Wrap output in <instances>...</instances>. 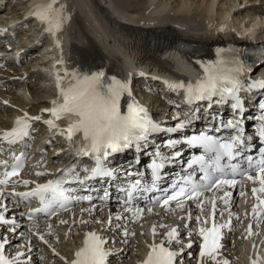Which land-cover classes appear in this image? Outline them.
Here are the masks:
<instances>
[{"label": "snow or ice", "instance_id": "6c2138e0", "mask_svg": "<svg viewBox=\"0 0 264 264\" xmlns=\"http://www.w3.org/2000/svg\"><path fill=\"white\" fill-rule=\"evenodd\" d=\"M58 0H49L47 4L37 5L27 16L35 18L40 23L46 25L45 31L53 36L55 46L60 48L57 41V32L62 25L67 23L69 16L64 14V5ZM27 18V17H26ZM221 31H226L221 28ZM224 53L232 55L224 56ZM216 59L205 60L197 58L192 62L198 65L197 71L199 77L195 82H179L168 85L171 90H183L185 104L190 108L189 118L180 120L174 126L164 127L161 123L155 122L149 116L148 111L130 100L127 103L126 112L122 111V95L128 92V85L114 76L106 77L103 71H88L73 67L71 70L63 67V56L54 65L56 72L57 97L51 101V107L42 110L41 114L47 113L51 118L44 121L50 130L56 129L57 134L63 136L68 145L73 149V159L66 168L60 169L59 175L45 183H35V186L28 191H16L17 186L28 188L32 183L29 180L11 181V178L19 175L21 160L26 152L19 156H14L16 161L8 169L7 161L0 160V167L5 170L0 172V226H7V231L12 236H6L0 232V264H24L26 252H30V240L20 245L25 251H18L12 255H6L8 247L12 245L15 236L23 239L22 233L18 231L22 221L16 219H7L6 215L11 214L6 201H10L15 209L27 207V213L17 212L19 216L25 217L30 221L29 231L31 235L47 243L45 233L39 231L32 232V227H39L42 220H50L53 216L59 215L64 211H71L69 205L75 207L83 203L92 205V196L80 195L74 191L73 186L79 185L81 190L90 191L85 188L86 181L94 178L106 180L117 179L119 174L124 177H130L134 173L137 178L125 180L123 184L131 185V188H121L126 192L123 201H118L123 208L124 213L133 211L132 192L139 191L141 195L154 193L148 197L151 204L146 209H137L135 215L140 216L146 210L149 214L159 207L166 213L173 211V205L180 212L185 211V205L188 204L186 216L180 219L191 221L193 217L198 227L199 236L202 242L199 244L198 264H229L227 259H218L222 245V229L231 230V212L229 219L220 222L217 218L223 217L224 213L219 205H227L231 201L232 193L228 189L236 188L246 179L259 187L251 189L252 196L258 203H254L251 215L253 218L260 217L264 221V158L259 164L255 163L252 157L242 155L244 149L250 141H254L259 136L264 141V101L257 104L258 115H252L247 119L254 122L258 121L259 130L245 135L243 121L245 119L244 109L246 100L242 99L238 93L244 92L247 95L248 89L264 90V81L252 79L249 82V74H253L255 69L246 65L242 60L240 50L234 47L218 48L215 50ZM247 86V88H246ZM230 98V99H229ZM226 100L233 112L232 118L226 122L222 116L219 123L216 117L219 113L212 111L213 107L224 106ZM199 102V103H198ZM196 107H192L193 105ZM201 106L207 109V118L212 122L211 132H200L192 134L186 131L192 120H198ZM179 108V105L176 106ZM173 119H177L173 117ZM41 115L29 116L27 113L22 118L14 122L10 131L0 133V141L5 142L9 149L11 146L24 141L30 137L32 125L29 121H40ZM60 122V123H57ZM223 130H228L229 135L226 138L215 135ZM179 134L178 139H169L163 142V147L159 142L152 144L153 134ZM185 146H201L204 155H198L186 161L187 168L182 174L173 178L172 182L164 187V180L167 179L162 169L167 165L174 164L183 156L182 148ZM27 147V145H25ZM135 148L141 153L153 151L154 158L151 159V180L142 184L138 168H129L121 170L111 166V158L121 151H127ZM166 149L171 151L166 152ZM59 155V153H57ZM83 157L89 158L93 162L90 175L82 176L81 173L88 174L89 168L82 167L79 163ZM207 157V159H206ZM222 159L229 163L222 164ZM160 162H157V161ZM233 161H235L233 163ZM243 161V162H241ZM140 161H136L139 165ZM199 165V168L193 167ZM36 177L46 175V173L37 172ZM158 193V194H156ZM108 196V192L104 193ZM240 195H245L241 192ZM38 202V207H32V200ZM190 202V203H189ZM193 206L197 210L193 212ZM89 209L81 208V214ZM116 221L126 219L124 215L116 214ZM113 216L110 214L107 221H97L107 225L108 229L113 227ZM60 223L66 224V220ZM80 223H85L81 220ZM210 225V226H208ZM51 224L47 225V235H51ZM159 227H165L160 224ZM185 227H188L185 224ZM259 227V222L257 223ZM115 228L122 229V224H116ZM153 236L156 233V226L152 229ZM248 235H253L252 224L247 229ZM123 234L129 235L126 229ZM132 235H135L132 233ZM189 236L192 232L189 231ZM178 227L171 228L166 233L167 242L173 241L179 243ZM247 238V237H245ZM106 241L95 232L85 233L82 246L74 252V258L67 261L66 264H106L107 257L112 253L104 249ZM164 241L160 244L153 243L143 264H180L183 259V250H170L164 246ZM193 242L185 245L191 248ZM256 248V246H253ZM250 264H264V255H257L255 259L250 258Z\"/></svg>", "mask_w": 264, "mask_h": 264}, {"label": "bare ground", "instance_id": "6f19581e", "mask_svg": "<svg viewBox=\"0 0 264 264\" xmlns=\"http://www.w3.org/2000/svg\"><path fill=\"white\" fill-rule=\"evenodd\" d=\"M37 1L44 0H0V6H3V16H5L3 17L5 18L4 26L8 25V21L14 23V21H18V18H22L27 7ZM244 1L246 3L248 1L251 2L250 0ZM67 2L68 0L58 1V4L62 3L67 6V9H64V14L70 17L67 23L62 25V28L56 35V37H58L57 41L60 43V48L55 46L53 36L50 33L47 32L46 36L43 35L44 31L41 26L25 20L23 22V24H25L23 32H26V37L23 38V34L22 37H20L21 43H17L13 45V47H28L33 45L34 42L39 41L41 38H44V41H41L42 43L39 47L30 50V53L34 54L35 57L31 60V63L24 65L20 69L21 73L13 68L10 61L7 63L3 62L2 66H0V97L4 99L7 98L10 88H14L13 92L22 91L25 95L27 90L31 88L29 85L33 82L34 77L32 78V76L36 72L32 71L28 76H25V74L30 71L29 68L38 70L37 73L39 72L38 74H40V76L36 74L38 78H35L37 80V83L35 84L38 87H36L37 90L31 98L33 105H28L26 102L19 105V108H23L25 113L29 116H36L40 113L41 109L47 105V102L44 99H52L57 95L56 79L53 81V78L49 77L48 73H41L39 67L36 66L37 64L44 69H48L50 65L63 56L65 62L63 67L66 69L71 70L73 67H77L88 71H103L106 77L114 76L122 82L127 83L128 92H132L135 98L138 97L146 103L153 104L154 110L162 113L163 111L168 110V107L166 106L169 102L166 101V99H170L171 97L177 99L176 93L179 92V90H169L170 88L168 85L182 81L185 83L195 82L196 79H198L197 77H199V73L197 68L199 66L195 65L192 62L193 60L203 58L211 61L216 59L215 50L218 48L226 49L228 47H234L237 49H243L247 47L246 44H256V40L264 37V33L262 32V34H259L258 31L259 28L260 30L263 29L261 27L264 25V7L258 9L253 8L252 11L249 9H246L245 11H235L231 14L232 8H236L239 4L237 1L233 0H230V2L225 4L220 2V4H218V0H193L192 2H189V0H172V2L171 0H117L122 6L121 11L116 8V0H106V2L100 0V3L96 0H70V3ZM17 11H19L21 15L17 16ZM98 13L100 14V17L98 16ZM131 13H136L137 17L133 16L132 18H127ZM239 14H242L240 20L238 17ZM246 19L248 21H245ZM234 21L236 23H234ZM13 28L14 25L8 26L7 32H12ZM221 28H225L226 31H221ZM238 30L241 32L239 31L240 33H238ZM201 31H204V33ZM248 36H250L252 40L246 38ZM50 39L51 41L49 42ZM223 55L229 56L228 53H224ZM184 57H186V62L184 61ZM189 61L194 65V70L188 65L190 63L187 64ZM263 67L264 64L261 63L254 65L252 67L255 69L254 75H256L259 70H262ZM9 69L16 70V73L14 74H19L17 75L18 77L14 76ZM10 75L14 76V78L10 77ZM141 80L145 83H149L152 86L151 88H153L154 85L155 89H157L156 87L159 88V94L157 95L159 99L154 100L153 96L155 95H152L150 89L142 92L141 90H137L138 92H135L134 84ZM27 87L28 89L26 90ZM125 94L126 93L123 95ZM242 94L245 93L242 92ZM255 95L256 94L255 92L253 93V91L252 93L247 92V95H245L247 99L246 106L249 108V111L254 110L252 99H254ZM13 97H15V100L18 98L15 93H13L12 98ZM7 102H9L8 98ZM228 104V101H226L224 106H216L212 108L213 112L220 114L216 119L221 116L229 117L230 111L227 108ZM157 107L161 108L157 109ZM24 114L22 112L20 113L18 109L16 110L10 104L7 105V103H3L0 105V129L9 125L13 116L23 117ZM1 117L5 119H2ZM40 127L42 133L45 129L42 125ZM42 141L43 137L39 135L36 139V143L31 149L32 153L28 158V161L35 165L40 164L43 160V158L41 159V155L34 150L36 147H41ZM0 146H2V149L5 152L1 157V160H7L11 155L14 156L19 154V150L21 149L18 150L14 146H11L10 149H6V146L1 144V141ZM231 190L235 192L236 188ZM248 196L249 195L246 193L243 196L241 195L242 198L239 201L238 206L241 211H243V215L241 221H238L237 224H235V227L234 225L231 226L234 229L231 233V238L233 239L232 247H234V244L236 243L233 252L234 255H236V258L233 260L235 261L233 264H240L239 258H242V256L239 252L245 251L246 247H249V242H255V231L257 229V223L260 220V217L253 218L251 215V206L256 203V200L254 203H248L247 205L245 202L248 200ZM236 197L237 196L234 193L230 203L224 205V222L228 220L226 217H229V212H231L232 217L236 213L233 207ZM85 206L86 205L76 206V208L71 211L64 212V215L69 214L70 217L72 216L71 219H76L81 230L87 225L86 219H89L90 221L94 220V223L90 225L96 224L98 227H104L106 224L102 225L97 221H107L109 217L108 215L115 213H111L110 210L107 212L105 211L106 209H102L100 206L95 205L91 208L89 206L90 210L81 214V208H84ZM192 210L194 213L197 211L194 206ZM159 211L161 210L155 209L151 214L147 211L143 212L144 215L147 214L146 218L141 219L143 223H148H146V232H149L154 225L156 226V229H158L160 225L159 222H161L162 219H160L159 222H155L153 215L157 214ZM187 211L188 208H185L184 213H187ZM17 212H20L19 209H12L11 214L17 217ZM119 212L120 211H118V214ZM116 214L117 213H115V215ZM181 216L185 215H181L179 210H176L173 213V216L169 219L164 216V220H162L163 222H161V224L165 225V227H163V230H165L159 238L164 239L166 233L170 231L171 228L178 227L179 225H176L175 222L179 223L181 221L180 224H183L184 221H187L180 219ZM61 219H63L62 216L60 218L58 217L57 220H46L47 222L45 223L47 224L48 222H51V225H56L58 229L63 230L64 226L60 223ZM135 219L136 215L131 213L126 214L125 221H121L123 228L119 229L121 232H117V234L123 239L117 240L115 242L117 245H120L121 243H124L123 241L129 239L130 232L138 234L136 225L134 226L131 224ZM81 220L85 221V223H80ZM250 220L255 223L254 227L252 226L253 235H248L247 233ZM246 221L247 223H245ZM116 222L117 221L114 220L113 217L112 223L115 224ZM190 223L191 221L188 225H190ZM194 225L198 226L196 221L194 222ZM70 226L71 224L68 225V228ZM181 227L179 226L178 230H180ZM32 229L34 230L33 227ZM45 229H47V227L43 230L35 229V232L39 231L44 233ZM124 229L129 233L127 237L123 234ZM65 231L66 232H63L62 234L53 232L51 237H47L45 233L47 243L41 242L35 235L28 234H26L25 240L29 239L32 244L36 243L40 250H45V255L41 257L42 260H44V263L42 264H45V262L48 261L49 255L62 254L66 256L65 252H62V248L60 249V246L56 247L52 243V240L57 243L56 240L63 238V240L66 241V247L63 248H66L67 251H70L77 246L78 230L75 231V234L68 229ZM223 231L226 232L223 241H227L226 237H228L230 232L227 231V228L223 229ZM67 232L69 233V240L64 237L67 236ZM70 233H72L71 237ZM193 233L191 236L186 234V237L183 238V235H180L179 232L178 238L180 242H176L177 251L183 250V253H186V255L189 254L190 248L187 249L185 245L190 239L192 241ZM56 235L59 238H57ZM150 237L153 236L150 234ZM16 238L19 237L15 236L13 240L15 241ZM25 240L20 242L17 240L15 242L13 241L12 245L20 247L22 243H25ZM141 240L142 245L140 243L138 247L136 245V247L133 248V250L135 249V257H137L136 261L138 263L142 262L140 255H142L144 250V236L143 239L141 236ZM192 242L195 244L194 241ZM113 243H110L109 241V244ZM171 245H174L173 242H171ZM50 246L55 248V254H52L54 252L50 250ZM110 248H113L112 251L115 250V246H111ZM123 254L124 248L119 254L110 255V258H112L111 261H116L115 258H117V260L123 259ZM53 259H56V261H51L50 264H63V261H60L57 256ZM229 260L228 262L230 264ZM182 261L183 260L180 261V264H182ZM25 262L26 261H24V264H31ZM131 262V264L135 263L133 262V259ZM107 264H110V262Z\"/></svg>", "mask_w": 264, "mask_h": 264}, {"label": "rangeland", "instance_id": "374dc122", "mask_svg": "<svg viewBox=\"0 0 264 264\" xmlns=\"http://www.w3.org/2000/svg\"><path fill=\"white\" fill-rule=\"evenodd\" d=\"M193 0H189V2H192ZM233 1H236V0H233ZM171 2H172V0H171ZM223 3V4H225V3H228V2H230V0H218V4H220V3ZM238 3H239V1H237ZM251 2L253 3V5H251L250 7H248L247 9H249L250 11H252V9L253 8H255V9H258V8H261V7H264L263 6V4H262V2H263V0H256V1H254V0H251ZM246 10V9H245ZM244 10V11H245ZM17 12H19V11H17ZM17 12H16V14H17ZM241 16H242V14H239V20L241 19ZM248 18H250V17H248ZM247 18V19H248ZM245 20V21H248V20ZM234 23H236L235 21H234ZM24 26H25V24H22V26H21V31H20V35H23L24 34V37L23 38H25L26 36V32L24 31L23 32V30L25 29L24 28ZM261 28H263L262 30H260V28H259V32H263L264 33V25L261 27ZM240 30H238V33H240L239 32ZM201 32H203L204 33V31H201ZM207 32V31H206ZM22 42H23V39H22ZM188 60H189V57H188ZM9 70H11V69H9ZM11 72V71H10ZM14 72V71H13ZM12 73V72H11ZM39 75L40 76V74H38V73H34V75L32 76V78H33V82L29 85L31 88L30 89H28V87L26 88V90H27V93L24 95L23 94V92L21 93V92H19V91H15V92H13V90H14V88H8L10 91H9V93H8V95H7V98H8V101L10 102H12V103H15V104H17V105H20V104H22V103H24V102H26V103H28V105H33V103L32 102H30L31 101V98H32V96L34 95V92H36V87H38L35 83H37V78H38V76L37 75ZM14 75H16V74H14ZM10 77H14V76H10ZM16 77H18V76H16ZM36 78V79H35ZM152 86L149 84V83H145L144 81H140V82H138V83H135L134 84V90H135V92L137 93L138 91L137 90H141V92L142 91H145V90H151V93H152V95L154 94L155 96H153V98H154V100L156 99H159L158 98V94H159V88L158 87H156L157 89H155V85L153 86V88H151ZM7 89V90H8ZM153 89V90H152ZM155 89V90H154ZM13 93H15L16 94V97L18 96V98L15 100V97H13L12 98V96H13ZM41 93H43V92H41ZM6 98V99H7ZM152 98V99H153ZM1 99H4V98H0V100ZM4 101H7V100H5L4 99ZM17 102V103H16ZM155 102V101H154ZM160 102V101H159ZM156 104H158V103H156ZM1 105V104H0ZM161 107H157V109H160ZM2 119H5V118H3V117H1ZM1 119V120H2ZM36 130H37V132L38 133H41V129H40V127L39 126H36V128H35ZM164 216L167 218V219H169V218H171L172 216H173V213H164ZM164 216H162L161 215V213H159V214H157L156 215V218L157 217H159L160 219H162V220H164ZM69 218H70V216H68ZM145 216H142L139 220H137V221H133V224L134 225H136V227H137V232H138V234H136L135 232H134V234L135 235H132V233L133 232H130V238L129 239H126V241H123L124 243H121L120 245H117V243H115L114 245L116 246V248L117 249H115L117 252H115L116 254H119V252L121 251V250H123V248H124V254H123V259H118L117 260V258H115V260L116 261H112L111 262V264H131L132 262V259H133V262H135V263H133V264H136V260H137V257H135V254H136V252H135V249L133 250V248H135L136 247V245H137V247H138V245L140 244V243H142L140 240H141V231H142V229L144 228V224H145V227H146V225L148 224L147 222H145V223H143V221H141V219H143ZM68 218V219H69ZM70 221H71V226L68 228L70 231H72V232H75L76 231V226H77V224H74L75 223V220L74 219H69ZM74 220V221H73ZM161 220V222H163ZM90 222V221H89ZM181 222V221H180ZM179 222V223H180ZM147 223V224H146ZM118 224V223H117ZM119 224H120V222H119ZM181 226H183V225H181ZM115 227V226H114ZM187 231H183V233L181 234V235H186V234H188L189 233V231H191L192 232V228L190 227L189 228V225H188V227H187ZM140 231V232H139ZM66 232V231H65ZM116 232V233H115ZM117 232L118 233H120L121 232V230H119V229H117V228H114L113 230L111 229V231L109 232V236H110V241L111 242H116L117 240H122L123 238L122 237H120L118 234H117ZM117 234V235H116ZM116 235V236H115ZM64 237H66V239L67 240H69V233L67 232V236H64ZM113 237H114V239H113ZM118 238H121V239H118ZM130 239H133V240H130ZM226 240L227 241H225L224 242V245H223V251H224V255L222 256H218V259H230L231 261H230V264H233V262H235V261H233V259H235V256H234V247H235V244H234V247H232V243H233V239L230 237V236H228L227 238H226ZM57 241V243H59V245H62V246H64V245H66V241L65 240H63V238H61L59 241L58 240H56ZM142 245V244H141ZM232 248H233V252H232ZM135 253H134V252ZM195 253H196V250H195V248H191V251L189 252V254L188 255H184V259H185V261H186V263L185 264H198V259L199 258H197V257H195ZM132 258V259H131ZM49 259V258H48ZM54 261V260H53ZM36 262V261H35ZM51 262V261H50ZM45 264H47L46 262H45Z\"/></svg>", "mask_w": 264, "mask_h": 264}]
</instances>
